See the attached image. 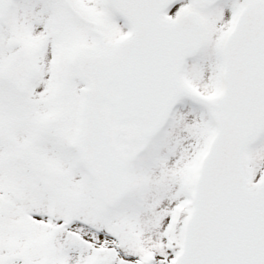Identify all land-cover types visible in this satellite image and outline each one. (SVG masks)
Instances as JSON below:
<instances>
[{
	"label": "snow or ice",
	"instance_id": "snow-or-ice-1",
	"mask_svg": "<svg viewBox=\"0 0 264 264\" xmlns=\"http://www.w3.org/2000/svg\"><path fill=\"white\" fill-rule=\"evenodd\" d=\"M0 264H264V0H0Z\"/></svg>",
	"mask_w": 264,
	"mask_h": 264
}]
</instances>
